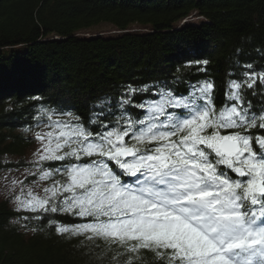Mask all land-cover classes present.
Instances as JSON below:
<instances>
[{
	"label": "snow or ice",
	"instance_id": "1",
	"mask_svg": "<svg viewBox=\"0 0 264 264\" xmlns=\"http://www.w3.org/2000/svg\"><path fill=\"white\" fill-rule=\"evenodd\" d=\"M241 76L219 107L210 80L185 82L187 94L153 84L139 103L149 85H129L115 108L101 99L87 117L36 98L39 115L24 130L40 128L38 147L17 162L19 176L3 177L5 202L33 214L18 217L26 223L47 219L57 235L102 244L124 264H141L142 252L153 264H264V97L254 105L244 90L257 75Z\"/></svg>",
	"mask_w": 264,
	"mask_h": 264
},
{
	"label": "trees",
	"instance_id": "2",
	"mask_svg": "<svg viewBox=\"0 0 264 264\" xmlns=\"http://www.w3.org/2000/svg\"><path fill=\"white\" fill-rule=\"evenodd\" d=\"M191 12L203 19L180 24ZM103 24L120 32L80 34ZM245 71L257 75L254 89L244 90L255 105L264 97V0H0V172L25 161L38 128L24 130L39 115L36 98L87 117L101 99L115 108L129 85H149L134 97L139 103L152 98L153 84L187 94L188 83L210 80L219 107L228 81ZM24 215L33 214L0 200V264H124L99 241L82 248V238L57 235L47 219L18 218ZM141 255V264H153L150 252Z\"/></svg>",
	"mask_w": 264,
	"mask_h": 264
},
{
	"label": "rangeland",
	"instance_id": "3",
	"mask_svg": "<svg viewBox=\"0 0 264 264\" xmlns=\"http://www.w3.org/2000/svg\"><path fill=\"white\" fill-rule=\"evenodd\" d=\"M201 19H203L201 16H197L194 12H191L189 15H187L185 18H183L180 21V24L183 23V22H197V21H199ZM102 26H105V27L100 28V29H92V30H89V31H86V32H80V34L81 35H90V33H94V34L95 33L108 34V33H118V32H120L119 30H116L113 27H110V26H108L106 24H103ZM133 29L138 30L140 28H136V26H134ZM42 126L43 125H41V127ZM39 130H40V128L33 129L31 131V134L33 135L34 132L39 131ZM37 147H38V143H37L36 140H34L33 144L26 151V154H25V157H24L25 161L30 160L32 158V154L36 150ZM9 158L17 159L18 157L10 155ZM25 166L20 167L18 171L16 170V168H13L11 173H9V170H6V171L4 170V171L0 172V200H4V184H5V181H4L3 177L6 174H10L12 176H19L20 173L23 172Z\"/></svg>",
	"mask_w": 264,
	"mask_h": 264
}]
</instances>
